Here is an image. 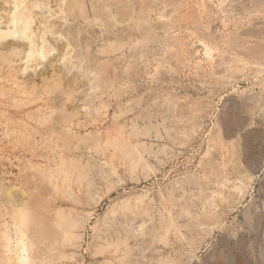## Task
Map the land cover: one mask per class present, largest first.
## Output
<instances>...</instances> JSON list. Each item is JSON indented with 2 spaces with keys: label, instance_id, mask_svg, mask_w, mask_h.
<instances>
[{
  "label": "rangeland",
  "instance_id": "374dc122",
  "mask_svg": "<svg viewBox=\"0 0 264 264\" xmlns=\"http://www.w3.org/2000/svg\"><path fill=\"white\" fill-rule=\"evenodd\" d=\"M80 1L83 18L27 2L45 46L25 70L23 42L0 34V264H264V0ZM13 5L0 0V20ZM45 8L65 25L44 27ZM104 9L134 11L138 31L112 29ZM14 187L40 203L41 225L17 228Z\"/></svg>",
  "mask_w": 264,
  "mask_h": 264
},
{
  "label": "bare ground",
  "instance_id": "6f19581e",
  "mask_svg": "<svg viewBox=\"0 0 264 264\" xmlns=\"http://www.w3.org/2000/svg\"><path fill=\"white\" fill-rule=\"evenodd\" d=\"M5 1V3H9L11 0H4ZM31 0H14V5L12 6V8L9 10V11H11V12H9V14L8 13H5L4 15H6L7 14V16L5 17V19L4 20H0V34L2 35V37L3 36H6V35H11V36H13L14 38H17L18 40H20L21 42L20 43H22L23 42V45H25V47H26V49H27V53L24 55V57H23V61H22V63L21 64H23V66H24V70L26 69V68H28L29 66H31V64H32V61L35 59V58H42V57H44L43 56V48H44V44H45V41H43V36H40V37H37V36H35V34L33 33V31H32V24H33V21H32V15H31V11H30V9H28L27 8V2H30ZM49 1V0H48ZM58 1V5H59V7L63 10L64 8H69V9H72V10H70L71 11V13H72V11H74V10H78L79 11V13L80 14H78V15H81L82 14V11L84 10L83 9V7H84V5L83 6H81V1L80 0H57ZM85 1V0H84ZM87 1V2H86ZM85 1V3L88 5L89 3H88V0H86ZM95 1H98V0H95ZM102 1V0H101ZM120 3H121V1L120 0H118ZM124 1H127V0H124ZM136 1V0H135ZM159 1V0H158ZM165 1V0H164ZM167 1V0H166ZM169 1V0H168ZM228 1V0H227ZM230 1V0H229ZM241 1V0H240ZM249 1V0H248ZM252 1V0H251ZM259 1V0H258ZM34 2V1H33ZM99 2V1H98ZM104 2H107V1H105L104 0ZM114 2V1H113ZM123 2V1H122ZM141 2H142V0H141ZM146 2H147V0H146ZM155 2V1H154ZM162 2V1H161ZM169 2H172V1H169ZM203 2V1H202ZM206 2V1H205ZM264 2V1H263ZM262 2V3H263ZM12 3V2H11ZM91 3H92V1H91ZM95 4H96V2H94ZM109 3V2H108ZM116 3V2H115ZM114 3V4H115ZM124 4H125V2H123ZM130 3V2H129ZM138 3V2H137ZM139 3H140V1H139ZM145 3V2H144ZM149 3V2H148ZM156 3V2H155ZM228 3V2H227ZM231 3H233V1L232 2H230V3H228L229 4V6H231ZM238 3V2H237ZM240 3V2H239ZM251 3V2H250ZM35 4H37L36 2H35ZM113 4V3H112ZM111 4V5H112ZM122 4V3H121ZM165 4H167L166 2H165ZM206 4V3H205ZM223 4V3H222ZM254 4L256 5V2H254ZM41 5V4H40ZM86 5V6H87ZM108 4L106 3V6H107ZM116 5V4H115ZM134 5V4H133ZM142 5H144L143 7H145L146 8V6H145V4H142ZM142 5L140 6V7H142ZM156 5V4H155ZM212 5V4H211ZM259 5V4H258ZM257 5V6H258ZM264 5V4H263ZM34 6V5H33ZM88 6H90V5H88ZM92 6H93V4H92ZM102 6V5H101ZM105 6V5H104ZM105 6V7H106ZM118 6H119V4H118ZM121 6V5H120ZM126 6H127V3H126ZM130 6V5H129ZM150 6V5H149ZM157 6V5H156ZM155 6V7H156ZM184 6V5H183ZM203 6V5H202ZM222 6H224V5H222ZM222 6H220V7H218V8H220V10L222 9ZM228 6V5H227ZM226 6V7H227ZM228 6V7H229ZM232 6H234V5H232ZM240 6V5H239ZM260 6V5H259ZM37 7V6H36ZM36 7H35V9H36ZM47 7V6H46ZM96 8L98 7V6H95ZM104 7V8H105ZM111 7V6H110ZM115 8V6L114 5H112V7L110 8L113 12H114V8ZM124 7V6H123ZM143 7H142V9H143ZM148 7V6H147ZM165 7V6H164ZM174 7V6H173ZM86 8V7H85ZM88 8H91V7H88ZM99 8H102V7H99ZM106 8H108V7H106ZM113 8V9H112ZM117 8V7H116ZM115 8V9H116ZM127 8H129L128 6H127ZM127 8H126V10H127ZM135 8V7H134ZM150 8V7H149ZM149 8H146V9H149ZM154 8V7H153ZM163 8V7H162ZM166 8V7H165ZM168 8V7H167ZM176 8V7H175ZM181 9H182V6L180 7ZM184 8V7H183ZM188 7H185L184 9H187ZM232 8V7H231ZM262 8H264V7H262ZM44 9V8H43ZM46 9V8H45ZM121 9V8H120ZM125 9V8H124ZM136 9V8H135ZM146 9H144L145 11H146ZM150 9H152V7L150 8ZM177 9H178V6H177ZM209 9V8H208ZM249 9V8H248ZM41 10H42V8H41ZM40 10V11H41ZM88 10V9H87ZM86 10V11H87ZM95 10V9H94ZM97 10H98V8H97ZM101 10V9H100ZM100 10H98V11H100ZM105 10V9H104ZM101 11L100 13H99V17H101V16H103V18H105L106 19V22H108V25L112 28V29H119V28H124V30H126V33H128L127 31H129V32H132L133 30H135V28H134V26L132 25L136 20H137V22H139V20L137 19L138 17V15H136V20L132 23V21H133V19H132V16L134 15V11H132V15H131V18L128 16L127 17V19L126 18H124L125 20L124 21H122V20H120V21H118L119 20V18H118V20H116L117 19V17L115 16V15H113V13H111L110 11ZM119 9H117V11L116 12H119L118 11ZM144 10H143V12H144ZM180 10V9H179ZM179 10H177V11H179ZM199 10V9H198ZM241 10V9H240ZM78 11H77V13H78ZM121 11V10H120ZM123 11V10H122ZM128 11H129V9H128ZM130 11H131V7H130ZM136 11V10H135ZM142 10H140V12H141ZM161 11V10H160ZM163 11H165V10H163ZM176 11V10H175ZM174 11V12H175ZM182 11H183V9H182ZM205 11V10H204ZM222 11H223V9L221 10V15L223 14L222 13ZM251 11V10H250ZM256 11V10H255ZM45 13H42V18H44V21H45V23H46V26H44V27H46L48 30H50V28H52L53 29V27H55V25L57 26V25H65V18L62 16V15H59V16H57V17H51L50 16V12H49V10H47L46 9V11H44ZM90 12V10H88L86 13H89ZM116 12H114V14L116 13ZM124 12V11H123ZM127 12V11H126ZM150 12H151V10H150ZM214 12V11H213ZM216 12V11H215ZM220 12V11H219ZM225 12V11H224ZM253 12V11H252ZM37 13V12H36ZM65 13V12H64ZM85 13V14H86ZM97 12H95V14H96ZM130 13V12H129ZM128 13V14H129ZM147 14H148V12H146ZM146 13H144V14H146ZM176 13H179V12H176ZM183 13L184 12H182V15H183ZM186 14H187V10H186V12H185ZM209 13H212V12H209ZM218 13V12H217ZM33 14V13H32ZM39 14V13H38ZM73 14V13H72ZM84 14V16H82V18L83 17H85L86 15ZM122 14V13H121ZM125 14V13H124ZM141 13H139V15H140ZM161 14V13H160ZM175 14V13H174ZM207 14V13H206ZM205 14V15H206ZM35 15V14H34ZM68 15H69V12H68ZM74 15V14H73ZM91 15V14H90ZM89 14H88V16H90ZM101 15V16H100ZM116 15H119V14H116ZM165 15V14H164ZM179 15V14H178ZM181 15V16H182ZM188 15V14H187ZM204 15V14H203ZM204 15V16H205ZM209 15V14H208ZM211 15V14H210ZM225 15V14H224ZM228 15V14H227ZM227 15H226V17H227ZM230 15V14H229ZM75 16V15H74ZM73 16V17H74ZM87 16V17H88ZM93 16H94V13H93ZM96 16V15H95ZM123 16V15H122ZM127 16V15H126ZM125 15L123 16V17H126ZM144 16V15H143ZM143 16H142V14H141V18L143 19ZM147 16V15H146ZM149 16V15H148ZM161 16H163V15H161ZM170 16H172V15H170ZM189 16H191V15H189ZM215 16H216V14H215ZM215 16H212V17H215ZM251 16V15H250ZM66 17V16H65ZM71 17H72V15H71ZM165 17V16H164ZM176 17V16H175ZM193 17V16H192ZM192 17H190V20H191V18ZM202 17V16H201ZM206 17H207V19H209V18H211V17H209L208 18V16H205V19H206ZM95 18V17H94ZM102 18V17H101ZM101 19L103 22H105V20L104 19ZM122 18V17H121ZM148 18V17H147ZM167 18V17H166ZM172 18H174V16L172 17ZM182 17H180L179 19H181ZM220 18V17H219ZM91 19H93V18H91ZM99 19V18H98ZM146 19V18H145ZM145 19H143L142 21H145ZM178 19V20H179ZM182 19H187V18H182ZM193 19V18H192ZM197 19H199V18H197ZM206 19V20H207ZM216 19H218L217 18V16H216V18L214 19V20H216ZM39 20V19H38ZM86 20V19H85ZM88 20V19H87ZM86 20V21H87ZM162 20H165V19H162ZM161 20V21H162ZM200 20V19H199ZM203 20V19H202ZM212 19H210V21H211ZM237 20V19H236ZM67 21H68V19H67ZM77 21V20H76ZM83 21V20H82ZM90 21L91 20H89V23H90ZM93 21V20H92ZM98 21V20H97ZM149 21V20H148ZM188 21V20H187ZM194 21V20H193ZM193 21L191 22V23H193ZM208 21V20H207ZM217 21V20H216ZM39 22V21H38ZM95 22H96V20H95ZM105 22V24L107 25V23ZM136 22V24H138ZM151 22V21H150ZM189 22V21H188ZM202 22V21H201ZM209 22V21H208ZM206 23V25L207 24H209V23ZM211 22H213V21H211ZM229 22H231V21H229ZM238 22V21H237ZM40 23V22H39ZM78 23V22H77ZM88 22H86V24H87ZM87 24V25H91L92 24V22L90 23V24ZM97 23V22H96ZM96 23H94L93 22V27H94V31H92L93 33L95 32V33H97V35L99 34V33H101L102 32V30L104 31V30H106V28H104V29H102V26H100L99 24H97L96 25ZM146 23V22H145ZM175 23H176V21H175ZM178 23V22H177ZM176 23V24H177ZM180 23H182V22H180ZM187 23V22H186ZM204 23H205V21H204ZM228 23V22H227ZM135 24V25H136ZM179 24V23H178ZM189 24V23H188ZM202 24V23H201ZM78 25V24H77ZM141 25V24H140ZM142 25H144L145 26V24L143 23ZM140 26V27H142L143 28V26ZM167 25H173L172 23H167ZM175 25V24H174ZM197 25H198V23H196V28H197ZM42 26V25H41ZM105 26V25H104ZM147 26V25H146ZM146 26L144 27V28H146ZM191 26H193V25H191ZM200 26H204L203 24L202 25H200ZM208 26V25H207ZM210 26H211V23H210ZM58 27V26H57ZM67 27H68V25H67ZM73 27V26H72ZM105 27H108V26H105ZM148 27H149V24H148ZM168 28H169V26H167ZM212 27V26H211ZM224 27V26H223ZM227 27V26H226ZM56 28V27H55ZM82 28V27H81ZM89 28L91 29V26H89ZM142 28H140V29H142ZM152 28V27H151ZM172 27H170V29H171ZM57 29H59V28H57ZM139 29V28H138ZM147 29V28H146ZM164 29V28H163ZM162 29V30H163ZM166 29V28H165ZM169 29V30H170ZM175 29V28H174ZM198 29V28H197ZM196 29V30H197ZM202 29H203V27H202ZM68 30H69V28H68ZM93 30V29H92ZM108 30V29H107ZM106 30V31H107ZM148 30V29H147ZM168 30V29H167ZM183 30V29H182ZM194 30V29H193ZM200 30V29H199ZM206 30V29H205ZM37 31V30H36ZM135 31H138L137 29L135 30ZM141 32L140 33H142V30H140ZM91 32V33H92ZM144 32H147V31H144ZM143 32V33H144ZM159 32V31H158ZM37 33V32H36ZM79 33V32H78ZM108 33V32H107ZM110 33L112 34L113 32L112 31H110ZM126 33H124V34H126ZM196 33V32H195ZM202 33V32H201ZM68 34H69V36L72 34H70V32H68ZM101 34H103V32L101 33ZM105 34V33H104ZM116 34V33H115ZM118 34V33H117ZM122 34V33H121ZM145 34V33H144ZM147 34V33H146ZM172 34V33H171ZM76 35V34H75ZM96 35V36H97ZM132 35V34H131ZM216 35V34H215ZM77 36H78V34H77ZM100 36V35H99ZM102 36V35H101ZM101 36H100V38H101ZM135 36H136V34H135ZM134 36V38H136ZM7 37H9V36H7ZM107 37V36H106ZM120 37V36H119ZM118 37V38H119ZM169 37H171V35L169 36ZM167 38V39H170V38ZM175 37H177V34H176V36ZM180 37V36H179ZM179 37H177L178 39H179ZM5 38V37H4ZM103 38V37H102ZM113 38H116V37H113ZM123 38H125V37H123ZM126 38H129V40L128 41H130V37L128 36V37H126ZM131 38H133V37H131ZM153 38V37H152ZM183 38V37H182ZM71 39H72V37H71ZM79 39V38H78ZM166 39V38H165ZM172 39H173V35H172ZM181 39V38H180ZM183 39H186V38H183ZM191 39V38H190ZM73 40H74V38H73ZM76 40V39H75ZM119 40V39H118ZM187 40V39H186ZM185 40V41H186ZM15 41H16V39H15ZM77 41V40H76ZM123 41V40H122ZM134 42H135V40H133ZM144 41V40H143ZM169 41V40H168ZM177 41V40H176ZM179 41V40H178ZM130 42H132V41H130ZM130 42H128L129 44H130ZM137 42V41H136ZM135 42V43H136ZM145 42V41H144ZM173 42V41H172ZM232 42V41H231ZM230 42V43H231ZM76 43V42H75ZM119 43V42H118ZM122 43V42H121ZM128 43H126V45L128 44ZM140 43V42H139ZM146 43V42H145ZM166 43H168L167 41H166ZM179 43H181V41L179 42ZM179 43L177 44L178 46H179ZM124 44V43H123ZM148 44V43H147ZM150 44V43H149ZM152 44V43H151ZM173 44V43H172ZM125 45V44H124ZM134 46V43L133 44H130V46ZM136 45V44H135ZM153 45V44H152ZM156 45V44H155ZM165 45H167V44H165ZM169 45V44H168ZM174 45V44H173ZM182 45V44H181ZM180 45V46H181ZM199 45V44H198ZM82 46V45H81ZM187 46V45H186ZM165 47H167V46H165ZM172 47V46H171ZM176 47V46H175ZM183 47V46H182ZM181 47V48H182ZM132 47H130L129 49V51H132V49H131ZM135 48V47H134ZM136 48H137V46H136ZM135 48V49H136ZM168 48V47H167ZM238 48V47H237ZM15 49V48H14ZM67 50H68V48H66ZM142 49V48H141ZM166 49V48H165ZM190 49V48H189ZM16 50V49H15ZM22 50V49H21ZM157 50V49H156ZM163 50V49H162ZM174 50H175V48H174ZM178 50V49H177ZM136 51V50H135ZM155 51V50H154ZM153 51V52H154ZM168 50H166V52H167ZM170 53H172V51L173 50H171V48H170ZM181 50H179V51H177L178 52V54H179V58H180V52ZM182 51H183V49H182ZM23 52V51H22ZM21 52V53H22ZM68 52H70V51H68ZM79 52V51H78ZM78 52H76V54L78 53ZM132 52H134V49H133V51ZM131 52V53H132ZM139 52V51H138ZM159 52V51H158ZM165 52V53H166ZM180 52V53H179ZM206 52V51H205ZM65 53H67V52H65ZM127 53H128V50H127ZM156 53V52H155ZM161 53V52H160ZM186 53V52H185ZM184 53V54H185ZM134 54H136V53H134ZM145 53H143V55H144ZM157 54V53H156ZM173 54V56H176V57H174L175 59H178L179 60V58L177 57V53H175V54H177V55H175L174 53H172ZM207 54V53H206ZM123 55H125V53H123L122 55H121V57L120 58H122L123 57ZM148 55H150L149 53H148ZM168 55H170V54H168ZM182 55V54H181ZM210 55H211V53H210ZM130 56V55H129ZM129 56H128V58H129ZM163 56H164V54H163ZM167 56V55H166ZM171 57H172V55H170ZM169 56V57H170ZM184 56V55H183ZM187 56V58H188V55H186ZM194 56V55H193ZM77 57V56H76ZM139 57H140V55H139ZM192 57V56H191ZM210 57V56H209ZM217 57V56H216ZM22 58V57H21ZM20 58V59H21ZM116 58V57H115ZM118 58V57H117ZM116 58V59H117ZM131 58V57H130ZM129 58V59H130ZM161 58H162V55H161ZM168 58V57H167ZM169 59V58H168ZM182 58H180V60H181ZM211 59H212V57H211ZM110 60V59H109ZM141 60H143V59H141ZM146 60V59H145ZM144 60V61H145ZM174 60V59H173ZM179 60V61H180ZM81 61V60H80ZM129 61V60H128ZM131 61V60H130ZM135 61V60H134ZM140 61V60H139ZM155 61V60H154ZM178 61V62H179ZM188 61V60H187ZM70 62H72V60H70ZM148 62V61H147ZM164 62H166V61H164ZM177 62V61H176ZM128 63V62H127ZM229 63V62H228ZM20 64V63H19ZM16 65V64H15ZM18 65V64H17ZM136 65V64H135ZM110 66V65H109ZM74 67H76V66H74ZM80 67V66H79ZM98 67H99V65H98ZM110 67H112V66H110ZM69 68H71V67H69ZM83 68H84V66H83ZM99 68H101V64H100V67ZM102 68H104V67H102ZM106 68V67H105ZM107 68H108V66H107ZM76 70H77V68H76ZM97 70V69H96ZM103 70V69H102ZM106 70V69H105ZM103 71V73L102 74H104V76H105V73L104 72H106V71ZM17 71V70H16ZM21 71V70H20ZM85 71V70H84ZM109 71V70H108ZM110 71H112V70H110ZM82 72V71H81ZM96 72H98V70L96 71ZM100 72H102V71H100ZM100 72H99V74H100ZM110 73H112V72H110ZM94 74V73H93ZM98 73H97V75L98 76H100ZM129 74V73H128ZM197 74V73H196ZM106 75H109V74H106ZM96 76V75H95ZM98 76H97V78H98ZM110 76V75H109ZM112 76V75H111ZM110 76V77H111ZM91 79V78H90ZM100 79H102V78H100ZM82 80V79H81ZM104 81V80H103ZM108 82V81H107ZM90 83V82H89ZM95 83V82H94ZM94 83H92V84H94ZM97 83V82H96ZM98 83H100V81L98 82ZM105 83V82H104ZM103 83V84H104ZM98 85V84H97ZM101 86V85H100ZM89 87H91V86H89ZM95 87V86H94ZM97 87V86H96ZM232 111V110H231ZM262 111V110H261ZM258 112H260V111H258ZM262 113H264V111L262 112ZM261 118H264V116H262ZM233 120H235L234 118H232ZM259 119H260V117H259ZM264 120V119H263ZM236 121V120H235ZM264 122V121H263ZM235 123V122H234ZM252 123H254V122H252ZM138 131V130H137ZM139 132V131H138ZM131 145V147L134 145H132V144H130ZM128 147L127 148H129V145H127ZM126 147V146H125ZM131 147H130V149H131ZM134 147V146H133ZM136 147V146H135ZM121 148V147H120ZM122 148H123V146H122ZM134 149H136V148H134ZM123 150H124V148H123ZM131 151V150H130ZM129 151V152H130ZM126 152V151H125ZM129 154H131V153H129ZM135 154V153H134ZM131 156H134L133 154L131 155ZM136 157V156H135ZM133 158V157H132ZM131 158V159H132ZM66 159V158H65ZM66 161V160H65ZM69 163H71L70 161H69ZM73 164H75V163H73ZM80 164V163H79ZM74 166V165H73ZM75 168V167H74ZM85 169V168H84ZM69 171V170H68ZM71 171V170H70ZM218 171V170H217ZM75 172V171H74ZM82 172V171H81ZM219 172V171H218ZM80 173V172H79ZM83 173H84V171H83ZM105 173V172H104ZM71 174H72V172H71ZM88 174V173H87ZM214 174L215 173H213V176H214ZM219 173H217L216 175H218ZM81 176V175H80ZM83 176H85V175H83ZM82 176V177H83ZM225 176V175H224ZM52 177V176H51ZM98 177H99V175H98ZM103 177V176H102ZM107 177V176H106ZM217 178V177H216ZM221 178H222V176H221ZM220 178V179H221ZM67 179V178H66ZM86 179V178H85ZM92 179V178H91ZM103 179V178H102ZM105 179V178H104ZM218 179V178H217ZM223 179V178H222ZM218 181V180H217ZM222 181V180H221ZM89 182V181H88ZM220 182V181H219ZM223 182V181H222ZM222 182H221V184H222ZM229 182V181H228ZM224 183V182H223ZM227 183V182H226ZM236 183V182H235ZM90 184V183H89ZM93 184V183H92ZM198 184V183H197ZM223 185V184H222ZM226 185V184H225ZM230 185H232L231 183H230ZM235 185V184H234ZM18 188V187H17ZM17 188H15L14 187V189L15 190H17ZM230 188V187H229ZM13 189V190H14ZM19 189L21 190V194L19 193L20 191H18V192H16V193H14V194H12V195H10L11 193H7L8 195L7 196H9V199L11 200L10 202H11V204H13V206H14V208H13V210H12V215H13V217H14V219H15V222H16V225H17V228L20 230V231H22V230H26V231H28L29 229H30V227H34V226H36V225H39L40 224V221L42 220L41 219V217H40V215H39V213L37 212L38 211V205H40V203L39 204H37L35 201H33L28 195H27V192L25 191V190H22L23 188H20L19 187ZM82 189V188H81ZM84 189V188H83ZM224 190V189H223ZM88 191V190H87ZM86 191V192H87ZM212 191V190H211ZM12 192V191H11ZM214 192V191H213ZM217 192V191H216ZM17 193H19L20 195H18ZM212 195V194H211ZM215 196H216V194H215ZM32 197V196H31ZM206 197H207V195H206ZM213 197V196H212ZM211 197V198H212ZM218 197V196H217ZM71 198H73V197H71ZM204 198V197H203ZM210 198V199H211ZM220 198V197H219ZM35 200H38L37 198H34ZM75 199H76V196H75ZM228 199V198H227ZM243 199V198H242ZM217 200V199H216ZM76 201V200H75ZM80 202V201H79ZM209 202H211V201H209ZM212 202H214V199H213V201ZM215 202H217V201H215ZM42 203V202H41ZM215 204H217V203H215ZM215 204H213L214 205V208H215ZM219 204V203H218ZM217 204V205H218ZM216 205V206H217ZM41 206V205H40ZM230 206V205H229ZM10 208V207H9ZM40 209V208H39ZM218 209H216V211H217ZM216 211L214 210L213 212H215L216 213ZM43 212V211H42ZM46 213V212H45ZM44 212H43V214H45ZM68 213V212H67ZM41 214V213H40ZM69 215H70V213H68ZM49 215V214H48ZM212 215H213V213H212ZM222 215V214H221ZM61 218L59 219L60 220V222L59 223H61L59 226H61V227H65L66 229L65 230H70V229H72V228H79L80 226V221L79 220H77V219H75V220H69V219H67V218H64V216H60ZM180 217V216H179ZM211 217H213V216H211ZM220 217V216H219ZM214 218V217H213ZM213 218H212V220H213ZM221 218V217H220ZM226 218V217H225ZM44 219V218H43ZM132 220H134L133 218H131ZM82 220V219H81ZM208 220H210V218H208ZM42 221H44V220H42ZM134 221H137L138 222V220H134ZM202 221H204V220H202ZM219 221V220H218ZM50 222V221H49ZM113 223H114V221H112ZM122 222V221H121ZM124 222V221H123ZM122 222V223H123ZM126 222V221H125ZM124 222V223H125ZM129 222V221H128ZM201 222V221H200ZM44 223V222H43ZM45 223H46V221H45ZM133 223V222H132ZM132 223H130V224H132ZM141 223V222H140ZM167 223V222H166ZM170 223H171V221H170ZM215 223V222H214ZM218 223V222H217ZM198 224V223H197ZM41 225V224H40ZM48 225V224H47ZM119 225V224H118ZM120 225H121V223H120ZM125 225V224H124ZM188 225V224H187ZM114 226H116V224L114 225ZM126 226H127V223H126ZM144 226V225H143ZM198 226V225H197ZM11 227V226H10ZM42 227V226H41ZM111 227H112V225H111ZM135 227V226H134ZM136 227H138V228H135V230H137V229H141V225H138V226H136ZM145 227V226H144ZM148 227V226H147ZM35 228V227H34ZM37 228V227H36ZM39 228V227H38ZM37 228V229H38ZM42 228H44V227H42ZM70 228V229H69ZM83 228V227H82ZM164 228V227H163ZM182 228V227H181ZM31 229H33V228H31ZM45 229V228H44ZM109 229V228H108ZM121 229V228H120ZM124 229V228H123ZM130 229V228H129ZM145 228H143V230H144ZM79 230V229H78ZM142 230V231H143ZM146 230V229H145ZM148 230V229H147ZM149 230H150V227H149ZM155 230V229H154ZM43 231V230H42ZM124 231V230H123ZM126 231V230H125ZM131 231V230H130ZM132 231H134L133 230V228H132ZM180 231V230H179ZM178 231V232H179ZM44 232V231H43ZM121 232V231H120ZM137 232V231H136ZM150 232V231H149ZM158 232V231H157ZM190 232H191V230H190ZM194 232V231H193ZM211 232V229L210 230H208V233H210ZM47 233H49L48 231H47ZM58 233V232H57ZM113 233V232H112ZM115 233V232H114ZM113 233V234H114ZM128 233L129 232H127V235H126V233H125V235H126V239L124 240V241H129L128 240V237H129V235H128ZM132 233V232H131ZM135 233V232H134ZM145 233V232H144ZM143 233V234H144ZM147 233V232H146ZM135 234H137V233H135ZM135 234H133L134 235V237H136L135 236ZM148 234V233H147ZM150 234H152L151 232H150ZM149 234V235H150ZM180 234V233H179ZM205 234H207V233H204V235ZM48 235V234H47ZM72 235V234H71ZM70 235V236H71ZM73 236H75V235H73ZM73 236H72V239H73ZM81 236V235H80ZM80 236H77L78 238H80ZM115 236H117V235H115ZM119 236V235H118ZM139 236V235H138ZM137 236V237H138ZM141 236V235H140ZM206 237H207V235H205ZM20 237V236H19ZM47 237V236H46ZM53 237V236H52ZM56 237V236H55ZM68 237H69V235H68ZM76 237V236H75ZM74 237V238H75ZM133 237V236H132ZM133 237V238H134ZM147 237H149V236H147ZM205 237V238H206ZM140 238V237H139ZM150 238V237H149ZM152 238V237H151ZM53 239V238H52ZM65 239V238H64ZM63 239V240H64ZM76 239V238H75ZM95 239V238H94ZM110 239H112V238H110ZM115 239V238H114ZM121 239V238H120ZM120 239H119V241H120ZM153 239V238H152ZM184 239V238H183ZM67 240V239H66ZM131 240V239H130ZM138 240V239H137ZM136 240V241H137ZM147 240V239H146ZM145 240V241H146ZM151 240V239H150ZM185 240V239H184ZM22 241V240H21ZM97 241V240H96ZM118 241V239H117V243L119 242ZM125 242V244H127V243H129V242H127L126 243ZM132 242V241H131ZM140 241L138 240V243H139ZM150 242V241H149ZM50 243V242H49ZM144 243V242H143ZM20 244V243H19ZM119 244H120V242H119ZM122 244V243H121ZM21 245L23 246V247H26V243H21ZM20 245V246H21ZM146 246V245H145ZM141 247V246H140ZM143 247V246H142ZM22 249V248H21ZM20 249V250H21ZM24 249V248H23ZM27 249V248H26ZM59 249V248H58ZM102 251V250H101ZM66 256V255H65ZM192 256V255H191ZM145 257V256H144ZM29 258V257H28ZM23 259H26V258H24L23 257ZM191 260V259H190ZM73 261V260H72ZM116 261V260H115ZM124 261V260H123ZM124 264H127V263H124ZM180 264V263H179ZM236 264H239L238 262L236 263Z\"/></svg>",
  "mask_w": 264,
  "mask_h": 264
}]
</instances>
